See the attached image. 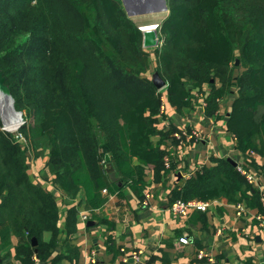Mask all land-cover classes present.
<instances>
[{"label":"trees","instance_id":"16d2710c","mask_svg":"<svg viewBox=\"0 0 264 264\" xmlns=\"http://www.w3.org/2000/svg\"><path fill=\"white\" fill-rule=\"evenodd\" d=\"M165 1L158 44L147 48L122 0H0V69L23 117L16 133L0 119V238L26 234L16 248L23 264L45 260L61 232L58 204L32 181L27 153L44 158L65 197L82 189L88 209L103 205L102 190L114 185L108 166L135 187L147 165L167 171L161 144L175 140L176 127H157L160 79L177 108L189 103L191 88L209 85L208 114L235 92L226 123L236 148L264 152V0ZM201 171L177 198L231 189L250 201L252 185L227 160ZM252 198L261 208L260 192ZM75 215L69 208L62 231L74 230Z\"/></svg>","mask_w":264,"mask_h":264},{"label":"crops","instance_id":"0c3cea01","mask_svg":"<svg viewBox=\"0 0 264 264\" xmlns=\"http://www.w3.org/2000/svg\"><path fill=\"white\" fill-rule=\"evenodd\" d=\"M150 58L152 68L145 74L148 78H152L155 67L153 53ZM210 90L209 85L191 88L189 103L181 108L166 101L164 116H158L157 127L164 131L169 124L176 127L171 134L175 140L161 144L169 155L167 171H154L147 165L141 174L142 181L135 187L130 182L122 183L108 166L106 172L114 185L110 191L102 190L106 201L100 207L88 209L82 189L74 198L65 197L51 183L53 175L45 169L27 171L33 182L53 194L61 230L49 256L41 260L34 255L32 264H89L91 255L96 259L95 264H264V227L257 218L258 214L264 215V209L252 198L254 191L264 193L263 151L254 150L249 157V167L259 176L261 187L251 184V189L245 191L251 198L248 204L242 192L230 189L229 194L227 191L191 198L210 200L205 211L193 208L181 216L169 208L181 196L185 183L204 167H213L222 159L234 165L245 158L236 148V138L226 123L235 92L220 98L217 109L208 114ZM180 129L196 131L197 136L178 138L175 133ZM158 138L151 136L153 142ZM41 160L43 167L44 158ZM145 189L151 194L147 204L142 202ZM71 207L76 210L75 228L67 234L62 229ZM82 211L87 213L86 218L81 217ZM42 238L49 240L51 232L44 231ZM180 238L187 241L181 242ZM25 243L27 236L23 233L11 232L5 242L0 238V264H23V256L16 248ZM30 244L35 247L36 241ZM200 250L204 251L202 257L197 256ZM134 251L137 258L132 255Z\"/></svg>","mask_w":264,"mask_h":264},{"label":"built area","instance_id":"2783aa9c","mask_svg":"<svg viewBox=\"0 0 264 264\" xmlns=\"http://www.w3.org/2000/svg\"><path fill=\"white\" fill-rule=\"evenodd\" d=\"M156 24L154 26V28H157ZM141 28V27H140ZM158 91H159V97L161 100V105H160V111L162 113H164V109H165V104L167 101V84L166 82L163 83V85H161L160 87H157ZM175 135L178 138H181L182 136L186 137V138H193L197 136L196 131H190L187 132L184 129H180V131H178L177 133H175ZM254 153V150H247L244 154H245V158L243 159V161L236 163L235 167L237 169V171L244 176V178L246 179V181L249 184L252 185H257V187L260 189L261 185H260V181H259V176L256 175L255 172H253V170H251V168L249 167V157ZM164 164L166 167L169 166V158L167 156L164 157ZM105 191V189H103ZM142 202L143 204H147L149 201V198L151 196L150 191L145 189L142 193ZM210 200H196V199H190V200H183L181 198H176L172 201V203L169 205V208L177 215H181L184 216L186 215L191 209L195 208L201 211H205L209 204H210ZM260 203L261 206L264 209V193L260 190ZM238 209L240 210L242 207L241 205L238 203L237 204ZM80 215L82 218H86L87 217V213L85 212H80ZM257 218L259 219V223L261 226L264 227V215L262 214H258ZM181 242H186L187 239L185 238H180ZM132 255L137 258V252L134 251L132 253ZM204 255V251L200 250L197 253L198 257H202ZM96 259L94 257V255H91L89 258V264H95Z\"/></svg>","mask_w":264,"mask_h":264},{"label":"water","instance_id":"95a60500","mask_svg":"<svg viewBox=\"0 0 264 264\" xmlns=\"http://www.w3.org/2000/svg\"><path fill=\"white\" fill-rule=\"evenodd\" d=\"M122 3L125 7L126 13L129 17L154 13V12H162L167 10V5L165 0H122ZM141 29V28H140ZM142 30V45L144 47H155L158 44L157 31L156 28L149 29H141ZM237 62V61H236ZM5 75L3 71L0 69V119L2 122V126H5V122L3 120V116L1 113V100L3 97H9L11 111L14 113H19V118L11 116L8 120L14 123L23 122L22 112L16 110L14 107V99L10 93V89L8 85L5 83ZM164 81L159 80L157 87L163 85ZM7 126V125H6ZM19 137V135H17ZM235 165V164H234Z\"/></svg>","mask_w":264,"mask_h":264},{"label":"rangeland","instance_id":"374dc122","mask_svg":"<svg viewBox=\"0 0 264 264\" xmlns=\"http://www.w3.org/2000/svg\"><path fill=\"white\" fill-rule=\"evenodd\" d=\"M167 10L162 11V12H154V13H148V14H142V15H137L133 16V20L140 26L142 27L143 25L146 24H159L166 16ZM5 122V121H4ZM22 123V121H21ZM21 123H12V127L10 125H7V122H5V126H2V129H6L8 131H13L16 133L17 128ZM7 125V126H6ZM30 153H27L28 157V163H29V169L28 171H44V168L41 166V157L33 158L32 157V151H29Z\"/></svg>","mask_w":264,"mask_h":264},{"label":"bare ground","instance_id":"6f19581e","mask_svg":"<svg viewBox=\"0 0 264 264\" xmlns=\"http://www.w3.org/2000/svg\"><path fill=\"white\" fill-rule=\"evenodd\" d=\"M154 24H146V25H143L141 27V29H149V28H154ZM3 100H1V113H2V116H3V120L5 122H7V125H12V121L8 120L9 118H11V116H14L16 118H19V113H14L11 111V104H10V100H9V97H3L2 98ZM12 127V126H11Z\"/></svg>","mask_w":264,"mask_h":264}]
</instances>
